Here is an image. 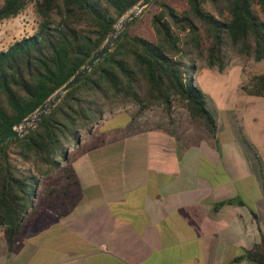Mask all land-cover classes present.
<instances>
[{
  "label": "trees",
  "instance_id": "obj_1",
  "mask_svg": "<svg viewBox=\"0 0 264 264\" xmlns=\"http://www.w3.org/2000/svg\"><path fill=\"white\" fill-rule=\"evenodd\" d=\"M139 1L3 0L0 22L17 16L31 2L40 20L36 32L0 51V135L71 79ZM153 6V38L133 32L131 25L140 15L133 18L116 46L35 127L0 145V230L10 244L34 209L43 176L63 168L68 179L64 191L80 185L71 146L75 142L81 147L83 131L94 133L107 109L129 103L139 112L160 107L168 131L174 133L180 106L216 137L217 119L195 82L197 62L223 71L235 56L264 60V0H187L182 10L168 0H153L144 10ZM249 84V92L264 94V72ZM244 142L252 150L248 159L264 189L263 158L246 137ZM51 190L61 195L58 188ZM259 227L262 242L245 249L242 258L264 264L260 220Z\"/></svg>",
  "mask_w": 264,
  "mask_h": 264
},
{
  "label": "crops",
  "instance_id": "obj_2",
  "mask_svg": "<svg viewBox=\"0 0 264 264\" xmlns=\"http://www.w3.org/2000/svg\"><path fill=\"white\" fill-rule=\"evenodd\" d=\"M243 91L231 106L241 124L243 103L244 112L252 102L264 108V94ZM185 121L170 133L144 119L78 151V190L28 219L13 244L0 230V264H257L242 256L262 242L264 203L245 199L254 174L241 143L220 145L218 133L212 141Z\"/></svg>",
  "mask_w": 264,
  "mask_h": 264
},
{
  "label": "rangeland",
  "instance_id": "obj_3",
  "mask_svg": "<svg viewBox=\"0 0 264 264\" xmlns=\"http://www.w3.org/2000/svg\"><path fill=\"white\" fill-rule=\"evenodd\" d=\"M2 1L3 0H0V3H2ZM168 1L180 10L187 8V0ZM143 10L139 14V20L131 25V30L135 33L153 38L155 31L152 26L150 12L157 10V7L153 6L149 7L147 10ZM39 20L35 2H31L26 9L17 16L4 19L0 22V51L7 49L14 41L36 32ZM197 65L198 68L195 73V82L206 93L208 107L215 115L219 124L217 142L219 144L221 142L241 143L242 151L250 164L248 155H252V150L244 142V137H246L257 147L264 162V108L262 109L260 106H256L252 102V106L249 107L247 112H244L246 104L243 103L244 106H241L243 107L241 112L242 117L238 118L239 120H244L243 124L234 119V111L231 109V106L234 105V97L248 96L245 91H243V88L245 86L251 88L249 82L252 77L264 72V60L255 61L253 58L242 59L235 56L223 71L218 70L216 67L208 66L203 60L198 61ZM175 117L176 120H184L185 123V120H192L186 109L180 106L176 108ZM144 119L150 123L158 120L161 121L162 125L168 126L167 117L160 107H153L144 112H139L136 105L129 103L122 107L107 109L104 118L96 127L98 132L96 133V130L94 132L98 134V136L94 135V133L91 134L83 131L81 147L75 142L72 144L71 151L73 157H75L76 153L82 148L93 143H98L100 138H103L106 141L105 143H108V136L110 133H115L116 130L118 131L120 128L126 130L130 127H135L139 125L138 123L144 122ZM250 122H252V125L249 124ZM202 128L204 127L202 126ZM206 132L208 131L206 130ZM84 136L88 138L84 139ZM210 136L213 141V135L210 134ZM118 142H116L117 146L119 145ZM112 144L113 143L105 145L103 147L104 150L111 148ZM92 160H94L93 157ZM205 163L206 162H202L203 165H205ZM89 164H91V161H89ZM252 171L254 174V177L252 178V194L251 198L246 197L245 199L250 203L252 199L254 201L259 198L264 203V189L260 174L254 170ZM222 176V174L219 175V177ZM255 180L259 182L258 187L255 186ZM67 181L68 179L65 176L63 168H59L54 172L43 176L39 186L38 197L35 201V208L30 212L28 219H34L35 216L41 218L45 206H57L60 203H64V200L68 197V194L64 191L67 187ZM50 186L58 188L61 195L58 197L56 193H52L50 195L51 197L45 196V194L49 193L48 191L50 189L48 188ZM74 186L76 185L73 184L71 187L75 189ZM75 190L77 191L78 187ZM63 209L62 206L60 211L62 212Z\"/></svg>",
  "mask_w": 264,
  "mask_h": 264
},
{
  "label": "water",
  "instance_id": "obj_4",
  "mask_svg": "<svg viewBox=\"0 0 264 264\" xmlns=\"http://www.w3.org/2000/svg\"><path fill=\"white\" fill-rule=\"evenodd\" d=\"M153 0H140L128 13L123 15L115 24L109 33L105 42L92 54L84 66L63 86L57 89L49 98H47L34 112L18 122L14 127L0 135V145L13 136H22L35 127L44 116L61 100L62 96L74 85L81 82L94 66L110 52L119 41L124 29L130 21L139 15ZM239 198L235 201L238 202Z\"/></svg>",
  "mask_w": 264,
  "mask_h": 264
}]
</instances>
